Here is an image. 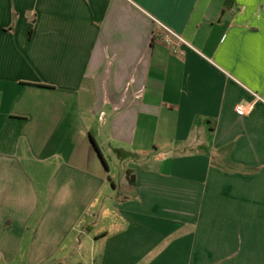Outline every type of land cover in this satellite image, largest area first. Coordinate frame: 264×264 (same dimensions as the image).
<instances>
[{"label": "crops", "instance_id": "crops-1", "mask_svg": "<svg viewBox=\"0 0 264 264\" xmlns=\"http://www.w3.org/2000/svg\"><path fill=\"white\" fill-rule=\"evenodd\" d=\"M0 264H264V0H0Z\"/></svg>", "mask_w": 264, "mask_h": 264}, {"label": "built area", "instance_id": "built-area-1", "mask_svg": "<svg viewBox=\"0 0 264 264\" xmlns=\"http://www.w3.org/2000/svg\"><path fill=\"white\" fill-rule=\"evenodd\" d=\"M165 32V35H164V38H163V42L166 44V45H170L171 44V41H172V38H175L176 40L182 42V40L177 37L174 33H172L171 31H169L168 29H166L164 26L162 25H159ZM251 109V107H250ZM237 112L241 115H246L248 114L247 110L242 107V106H239L237 107Z\"/></svg>", "mask_w": 264, "mask_h": 264}, {"label": "rangeland", "instance_id": "rangeland-1", "mask_svg": "<svg viewBox=\"0 0 264 264\" xmlns=\"http://www.w3.org/2000/svg\"><path fill=\"white\" fill-rule=\"evenodd\" d=\"M107 162L110 163V161H108V160H107ZM113 170H114V172H115V175L112 176V177H110V178H112V180H114L115 183H116V185L118 186L119 183H120V181L123 182V178H124V176H123V175L120 176V172H119V168H118V167H115V168L113 167ZM109 187H110V186H109Z\"/></svg>", "mask_w": 264, "mask_h": 264}, {"label": "trees", "instance_id": "trees-1", "mask_svg": "<svg viewBox=\"0 0 264 264\" xmlns=\"http://www.w3.org/2000/svg\"><path fill=\"white\" fill-rule=\"evenodd\" d=\"M91 142H92V144H93V146H94V148H95L97 154L99 155L101 161L104 162V161H103V158H102V155H101V153H100V151L98 150L96 144L94 143V141H93L92 139H91Z\"/></svg>", "mask_w": 264, "mask_h": 264}]
</instances>
